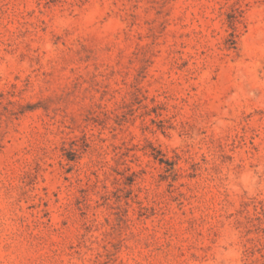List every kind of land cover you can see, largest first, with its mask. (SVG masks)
I'll list each match as a JSON object with an SVG mask.
<instances>
[{
  "label": "rangeland",
  "instance_id": "374dc122",
  "mask_svg": "<svg viewBox=\"0 0 264 264\" xmlns=\"http://www.w3.org/2000/svg\"><path fill=\"white\" fill-rule=\"evenodd\" d=\"M0 264H264V0H0Z\"/></svg>",
  "mask_w": 264,
  "mask_h": 264
}]
</instances>
